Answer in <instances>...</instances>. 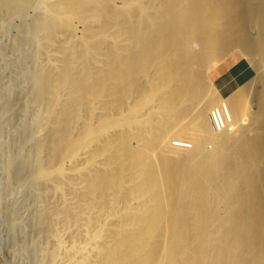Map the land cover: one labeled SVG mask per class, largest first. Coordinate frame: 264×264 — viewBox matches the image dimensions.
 <instances>
[{"label": "bare ground", "instance_id": "bare-ground-1", "mask_svg": "<svg viewBox=\"0 0 264 264\" xmlns=\"http://www.w3.org/2000/svg\"><path fill=\"white\" fill-rule=\"evenodd\" d=\"M36 1L38 262L264 264V0ZM242 55L257 77L227 93Z\"/></svg>", "mask_w": 264, "mask_h": 264}, {"label": "rangeland", "instance_id": "rangeland-1", "mask_svg": "<svg viewBox=\"0 0 264 264\" xmlns=\"http://www.w3.org/2000/svg\"><path fill=\"white\" fill-rule=\"evenodd\" d=\"M38 3L36 0L27 1L20 12L7 10L0 3V264H38L41 250L49 244V237L45 235L46 231L40 229L43 228L41 225L46 224L47 221L41 214L45 199L42 195L39 197V194H35L32 186H28L25 164L32 157L35 143L32 138H27L30 141L25 140L29 136L28 131H31L33 108H36L33 93H31L32 85H34L33 72L48 61L43 48L40 45L38 47L37 41L24 29L25 24L31 23L38 15ZM121 3V0L116 1L118 5ZM235 14L238 16V13ZM74 24L77 26L75 36H81L83 25L77 20H74ZM52 44L47 47V51L49 50L48 58L54 62L58 55L55 44ZM53 55L55 58H51ZM240 58L253 67L251 77L242 78V84L239 83L243 85L257 77V68L247 55H242ZM236 64L232 67L234 75L238 69ZM221 82L229 88L228 91L225 90L227 93L236 88L228 79L227 71L218 73L215 83L219 88ZM223 94L228 95L224 91ZM181 138L186 140L187 136L183 135ZM210 145L211 142L207 146L210 147ZM9 172L17 174L20 183L19 179L18 181L14 179ZM37 231L43 232L42 234L39 232L40 237ZM47 260L46 257V263H41L58 264L57 261L53 263ZM59 264L62 263L59 262Z\"/></svg>", "mask_w": 264, "mask_h": 264}, {"label": "crops", "instance_id": "crops-1", "mask_svg": "<svg viewBox=\"0 0 264 264\" xmlns=\"http://www.w3.org/2000/svg\"><path fill=\"white\" fill-rule=\"evenodd\" d=\"M238 62L239 63L236 64V66L238 68L236 71V75H232V73L229 72V74L231 76V78L229 80L232 83H235V84H232L233 86L241 83L243 81L242 78L247 79V78L251 77V75H252L253 67L249 62H247L244 59H242Z\"/></svg>", "mask_w": 264, "mask_h": 264}]
</instances>
